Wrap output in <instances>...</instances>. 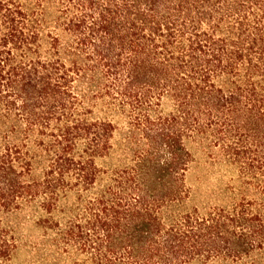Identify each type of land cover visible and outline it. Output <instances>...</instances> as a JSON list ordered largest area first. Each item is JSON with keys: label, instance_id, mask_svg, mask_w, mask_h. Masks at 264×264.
Segmentation results:
<instances>
[{"label": "trees", "instance_id": "1", "mask_svg": "<svg viewBox=\"0 0 264 264\" xmlns=\"http://www.w3.org/2000/svg\"><path fill=\"white\" fill-rule=\"evenodd\" d=\"M25 212L47 264H264V0H0V264Z\"/></svg>", "mask_w": 264, "mask_h": 264}, {"label": "rangeland", "instance_id": "2", "mask_svg": "<svg viewBox=\"0 0 264 264\" xmlns=\"http://www.w3.org/2000/svg\"><path fill=\"white\" fill-rule=\"evenodd\" d=\"M119 138L118 133L117 139ZM233 174V171L225 164L214 162L206 151L201 148L195 149V162L187 172V184L198 191L194 202L199 205L221 203L222 200L220 195L217 196V192L230 183ZM12 219L15 221L16 218ZM17 219L21 222L23 243L14 256L12 264H47L46 254L43 251L37 252L31 243L33 237L37 235L33 216L25 212L21 213Z\"/></svg>", "mask_w": 264, "mask_h": 264}]
</instances>
